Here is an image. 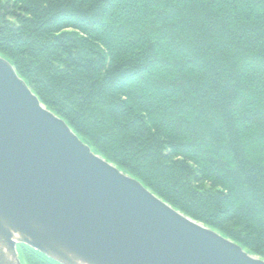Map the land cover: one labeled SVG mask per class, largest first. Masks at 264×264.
I'll return each mask as SVG.
<instances>
[{"label": "trees", "instance_id": "trees-1", "mask_svg": "<svg viewBox=\"0 0 264 264\" xmlns=\"http://www.w3.org/2000/svg\"><path fill=\"white\" fill-rule=\"evenodd\" d=\"M0 57L95 155L264 260V0H0Z\"/></svg>", "mask_w": 264, "mask_h": 264}, {"label": "water", "instance_id": "water-1", "mask_svg": "<svg viewBox=\"0 0 264 264\" xmlns=\"http://www.w3.org/2000/svg\"><path fill=\"white\" fill-rule=\"evenodd\" d=\"M264 264L95 155L0 57V264Z\"/></svg>", "mask_w": 264, "mask_h": 264}]
</instances>
